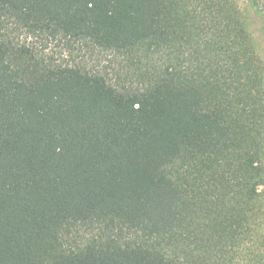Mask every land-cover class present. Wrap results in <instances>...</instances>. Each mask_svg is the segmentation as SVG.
I'll use <instances>...</instances> for the list:
<instances>
[{
  "label": "trees",
  "instance_id": "16d2710c",
  "mask_svg": "<svg viewBox=\"0 0 264 264\" xmlns=\"http://www.w3.org/2000/svg\"><path fill=\"white\" fill-rule=\"evenodd\" d=\"M0 264H264L240 0H0Z\"/></svg>",
  "mask_w": 264,
  "mask_h": 264
},
{
  "label": "rangeland",
  "instance_id": "374dc122",
  "mask_svg": "<svg viewBox=\"0 0 264 264\" xmlns=\"http://www.w3.org/2000/svg\"><path fill=\"white\" fill-rule=\"evenodd\" d=\"M240 6L248 19L250 31L254 37L257 51L264 62V35L260 31L261 22L257 15L250 9L246 0H240ZM103 65L106 66L107 62L103 61Z\"/></svg>",
  "mask_w": 264,
  "mask_h": 264
}]
</instances>
